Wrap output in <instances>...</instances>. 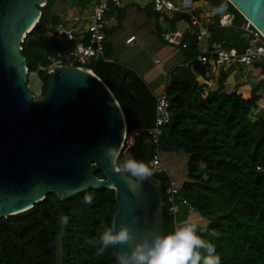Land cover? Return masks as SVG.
I'll list each match as a JSON object with an SVG mask.
<instances>
[{
  "label": "trees",
  "instance_id": "trees-1",
  "mask_svg": "<svg viewBox=\"0 0 264 264\" xmlns=\"http://www.w3.org/2000/svg\"><path fill=\"white\" fill-rule=\"evenodd\" d=\"M197 1L210 5L213 12L214 23L207 26V50L220 47L244 53L250 39L240 29L245 22L241 14L227 0ZM91 2L47 0L40 8L38 22L21 43L28 77L36 73L42 96L47 91L48 73L38 68H47L50 58L63 51V46L47 35L63 21L55 11L56 3L80 12ZM148 6L135 8L148 20L153 15L161 16L165 25L168 18ZM126 8L111 7L109 15L117 23L105 30L106 38L121 27ZM222 13L233 15L230 26L219 25ZM180 19H171L168 30L156 21L154 28L156 47L176 48L181 55V61L167 76L165 94L171 118L160 136V151H182L187 155L186 180L178 185L175 204L183 205L206 223L201 235L215 244L221 264H264V109L257 110L258 88L247 99L228 90L220 69L216 75L211 63L197 60L202 50L193 35L185 33L178 43L169 44L167 35L174 32ZM104 49L108 61L92 59L85 67L114 95L127 130L139 131L134 145L119 154L116 166L120 169L129 156L149 166L154 148L146 139L147 130L154 124V92L135 70L114 59L109 42L104 41ZM253 64L264 73V60ZM197 77L205 81L216 78V89L207 91V84ZM96 176L102 178L100 172ZM152 178L161 183L164 229L170 232L190 217L178 221L171 214L165 195L166 176L154 173ZM86 195L93 197L91 205L84 203ZM114 205L112 189L89 191L65 201L48 193L29 210L1 217L0 264H115L114 250L97 255L98 246L89 243L98 240L109 224ZM63 217L68 218L67 224L61 223Z\"/></svg>",
  "mask_w": 264,
  "mask_h": 264
},
{
  "label": "water",
  "instance_id": "water-1",
  "mask_svg": "<svg viewBox=\"0 0 264 264\" xmlns=\"http://www.w3.org/2000/svg\"><path fill=\"white\" fill-rule=\"evenodd\" d=\"M227 1L264 38V0ZM46 2L0 0V218L29 210L48 193L65 201L112 189L109 224L137 236L164 233L161 183L150 177L131 191L116 166L127 126L105 83L90 69L56 66L44 96L29 90L21 43Z\"/></svg>",
  "mask_w": 264,
  "mask_h": 264
},
{
  "label": "built area",
  "instance_id": "built-area-1",
  "mask_svg": "<svg viewBox=\"0 0 264 264\" xmlns=\"http://www.w3.org/2000/svg\"><path fill=\"white\" fill-rule=\"evenodd\" d=\"M125 4L138 3L142 5L150 4L157 13L165 15L168 19L180 16L182 29H176L167 35L169 44H176L185 33L193 35L196 42L201 46L208 38L209 32L205 25L204 18L198 15L197 0H92L89 7L80 12L72 13L69 19H65L54 26V30H49L47 35L63 46V51L50 58L47 68L39 67L38 70L49 74L56 66L82 67L90 63L92 59L100 58L105 61L104 41L106 39L105 30L114 20L109 15L110 9H120ZM233 15L222 13L219 18L220 26H230ZM240 29L249 37V46L244 53H238L235 49H223L215 47L211 51L202 50V54L197 60L202 63L211 62L214 66H221L228 62H237L249 66L260 60H264V38L261 33L249 22L245 21L240 25ZM136 39L130 36L125 40V44H131ZM183 47L185 45L183 44ZM158 63V60L156 61ZM88 69V68H87ZM205 84V83H204ZM164 85L160 92L154 93L155 98V118L153 126L147 130L146 142L154 148L149 167L153 173L166 176L165 195L170 205L169 211L176 215V199L178 194V184L170 176V173L162 161L160 152L161 129L168 124L171 118L169 102L165 94ZM41 86L34 92V98L42 97ZM264 109V101L261 104ZM139 131L136 129L124 132L122 141V151L125 152L135 143V138Z\"/></svg>",
  "mask_w": 264,
  "mask_h": 264
},
{
  "label": "clouds",
  "instance_id": "clouds-1",
  "mask_svg": "<svg viewBox=\"0 0 264 264\" xmlns=\"http://www.w3.org/2000/svg\"><path fill=\"white\" fill-rule=\"evenodd\" d=\"M105 153L111 159L112 151L106 149ZM120 171L131 191L138 189L154 174L146 163L132 156L121 165ZM84 203L91 205L93 197L86 195ZM61 223L67 224L68 218L63 217ZM206 228V223L198 217H190L170 232L141 233L137 236L126 225L116 229L113 224H108L98 240L89 243L98 246L97 255L108 249L114 250L116 264H221L215 244L201 235ZM118 245L130 247L117 250Z\"/></svg>",
  "mask_w": 264,
  "mask_h": 264
},
{
  "label": "rangeland",
  "instance_id": "rangeland-1",
  "mask_svg": "<svg viewBox=\"0 0 264 264\" xmlns=\"http://www.w3.org/2000/svg\"><path fill=\"white\" fill-rule=\"evenodd\" d=\"M151 10L154 12L152 7ZM55 11L63 20L69 19L72 13H76L72 8L63 6L60 3H56ZM116 15L117 12L115 11ZM155 21L163 29H166L161 16L153 15L148 20L135 9H129L126 11V18L121 24V27L108 38V41L112 47L113 57L119 64L126 65L128 68L135 70L151 87L155 88L158 86L163 89L172 67L178 65L181 61V55L176 48L166 46L156 47L155 30L153 28ZM115 22H111L110 25ZM169 22L170 20L168 19L167 23ZM176 28L181 29L183 25L180 23L176 24ZM131 34H134L137 37V41H139L131 46H126L125 40ZM157 60L158 63L156 62ZM27 85L30 91L37 92L39 90L41 83L36 78V73L28 77ZM160 152L162 161L167 167L170 176L178 185L182 184L186 180L187 155L182 151L161 150ZM176 208L178 221L183 217L187 216L188 218L193 216L181 204L176 205ZM193 218H197V216L195 215ZM199 219L203 221L201 218ZM181 224L182 222L179 225Z\"/></svg>",
  "mask_w": 264,
  "mask_h": 264
},
{
  "label": "crops",
  "instance_id": "crops-1",
  "mask_svg": "<svg viewBox=\"0 0 264 264\" xmlns=\"http://www.w3.org/2000/svg\"><path fill=\"white\" fill-rule=\"evenodd\" d=\"M136 5L140 6L141 9H142V8H144V7H146L147 5H150V4L142 5V4H138V3H134V4L133 3L132 4L131 3L130 4H125L124 3V5L122 7L124 8V7L127 6L126 11L129 10V9H135L136 10V8H135ZM198 10H199L198 15H199L200 18H202V19L204 18L205 25L208 26V25L214 23L213 12H212V10L210 8V5H208L206 3L198 2ZM139 14H141V13H139ZM169 20H171V19H169ZM114 21H116L114 23V25H115L117 23L116 18L112 21V23ZM179 23L180 22H178L177 24H179ZM164 26L166 27V29H164V30H168L169 29V23H167V20H166V23H165ZM153 28H155V23L153 25ZM176 29L177 28L175 26L174 30H176ZM130 36H134V34H131L128 37H130ZM155 40H156V32H155ZM138 41H137V37H136L134 42H132L131 44H125V45L126 46H131L132 44L137 43ZM105 42H109L108 38L105 39ZM200 49L201 50L208 49V38L200 46ZM211 66H212V70L214 71V74L217 75L218 71L220 69V72H222L225 75L224 84L227 86L228 90L236 91L238 94H240L245 99L250 98L251 95H252V91L255 90L256 88H258V90L256 92V94L258 96V100H257V104L256 105H257V110L258 111L262 109L261 108V104L264 101V73H262V71L260 69L254 68L253 67L254 64H251L249 66H245L243 64H240V63H237V62H233V61L232 62H228V63H224L221 66H214L211 63ZM198 79H199L200 83L207 84V91H210L212 89H216V87H217V79L216 78H211L210 80H206V81L203 80L200 77H197V80ZM144 82H146V81H144ZM146 84L148 85V87L154 93H156L158 90H160V91L162 90L161 87L157 86V87L153 88V87H151V85H149V83L146 82ZM160 91H158V92H160ZM193 216H195V214ZM193 216H190V217H193Z\"/></svg>",
  "mask_w": 264,
  "mask_h": 264
}]
</instances>
